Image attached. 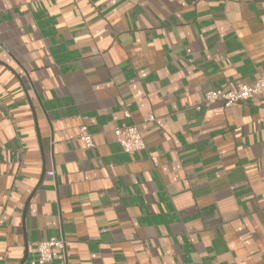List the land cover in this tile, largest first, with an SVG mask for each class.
<instances>
[{
    "label": "crops",
    "instance_id": "obj_1",
    "mask_svg": "<svg viewBox=\"0 0 264 264\" xmlns=\"http://www.w3.org/2000/svg\"><path fill=\"white\" fill-rule=\"evenodd\" d=\"M263 70L264 0H0V264H264Z\"/></svg>",
    "mask_w": 264,
    "mask_h": 264
},
{
    "label": "built area",
    "instance_id": "obj_2",
    "mask_svg": "<svg viewBox=\"0 0 264 264\" xmlns=\"http://www.w3.org/2000/svg\"><path fill=\"white\" fill-rule=\"evenodd\" d=\"M254 96L264 97V70L252 83H239L235 88L227 90L210 89L206 91L204 94V103L209 104L220 100L223 101L225 106H230ZM149 119L152 120L153 117L150 116ZM113 133L124 153L132 154L145 148L144 140L136 125L115 127ZM77 137L86 147L93 145L91 133L85 125L79 127ZM48 174L52 175L53 172L49 171ZM35 247L38 252V257L31 262L32 264H41L52 260L53 249H57L60 252L62 263L65 264V241L63 239L51 238L46 241H39L35 243Z\"/></svg>",
    "mask_w": 264,
    "mask_h": 264
}]
</instances>
